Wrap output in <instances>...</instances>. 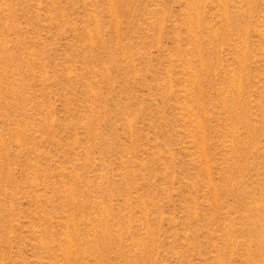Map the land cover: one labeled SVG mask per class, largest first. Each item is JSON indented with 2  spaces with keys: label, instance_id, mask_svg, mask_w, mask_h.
<instances>
[{
  "label": "rangeland",
  "instance_id": "obj_1",
  "mask_svg": "<svg viewBox=\"0 0 264 264\" xmlns=\"http://www.w3.org/2000/svg\"><path fill=\"white\" fill-rule=\"evenodd\" d=\"M0 264H264V0H0Z\"/></svg>",
  "mask_w": 264,
  "mask_h": 264
}]
</instances>
